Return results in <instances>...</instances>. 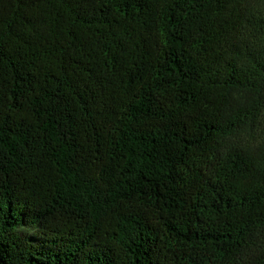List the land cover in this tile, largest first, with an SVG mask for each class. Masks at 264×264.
Masks as SVG:
<instances>
[{
  "label": "trees",
  "instance_id": "1",
  "mask_svg": "<svg viewBox=\"0 0 264 264\" xmlns=\"http://www.w3.org/2000/svg\"><path fill=\"white\" fill-rule=\"evenodd\" d=\"M0 264H264V0H0Z\"/></svg>",
  "mask_w": 264,
  "mask_h": 264
}]
</instances>
